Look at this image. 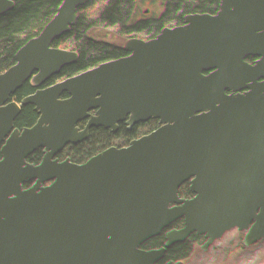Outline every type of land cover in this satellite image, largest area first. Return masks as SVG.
Wrapping results in <instances>:
<instances>
[{
  "label": "rangeland",
  "instance_id": "374dc122",
  "mask_svg": "<svg viewBox=\"0 0 264 264\" xmlns=\"http://www.w3.org/2000/svg\"><path fill=\"white\" fill-rule=\"evenodd\" d=\"M220 1L133 0L136 14L122 52L127 29L121 39L119 18L106 24L114 32L103 27V20L119 12V0H0L8 65L0 81V111L18 128L24 176L48 177L59 112L75 77L94 85L110 80L108 92L127 96L128 113L106 123L104 108L77 169L51 186L40 228L41 248L49 254L45 264H68L62 256L71 246L66 212L102 146L138 177L135 190L182 191L187 182L203 186L209 178L206 184L213 186L228 170L236 140L235 114L226 100L242 83L264 99V45L209 30L205 20ZM114 35L121 53L112 51L113 67L105 45ZM102 67H110L109 77Z\"/></svg>",
  "mask_w": 264,
  "mask_h": 264
},
{
  "label": "trees",
  "instance_id": "16d2710c",
  "mask_svg": "<svg viewBox=\"0 0 264 264\" xmlns=\"http://www.w3.org/2000/svg\"><path fill=\"white\" fill-rule=\"evenodd\" d=\"M132 1L119 0V12L103 20V27L114 32L106 24L119 18L121 39L127 29L122 52L129 45L136 14ZM205 25L215 35L220 31L249 37L263 46L264 0H222L213 6ZM3 44L0 24V81L8 72ZM120 45L115 35L105 45L113 67L112 51L121 53L115 50ZM102 70L105 77L111 75L110 67ZM102 82L94 85L83 76L71 81L58 116L56 157L47 178L24 176L18 169V128L0 111V264L48 261L49 254L40 245V228L51 186L77 169L92 123L104 108L106 123L116 113H128L127 96L118 89L108 92L114 82ZM226 101L235 114L231 127L236 143L228 170L213 186L206 184L213 180L209 178L203 186L187 182L182 191L135 190L138 177L102 146L75 205L66 212L71 246L62 251L65 262L264 264V99L242 83L231 88Z\"/></svg>",
  "mask_w": 264,
  "mask_h": 264
},
{
  "label": "bare ground",
  "instance_id": "6f19581e",
  "mask_svg": "<svg viewBox=\"0 0 264 264\" xmlns=\"http://www.w3.org/2000/svg\"><path fill=\"white\" fill-rule=\"evenodd\" d=\"M232 136V135H231ZM235 136V135H234ZM238 136V135H237ZM227 175V174H226ZM228 177V176H227ZM228 183V182H227ZM197 204V203H196ZM193 205V204H192ZM198 206V205H197ZM190 208V207H189ZM193 210V209H192ZM194 210H196V208L194 209ZM194 212V211H193Z\"/></svg>",
  "mask_w": 264,
  "mask_h": 264
},
{
  "label": "water",
  "instance_id": "95a60500",
  "mask_svg": "<svg viewBox=\"0 0 264 264\" xmlns=\"http://www.w3.org/2000/svg\"><path fill=\"white\" fill-rule=\"evenodd\" d=\"M57 189H58V188H55L54 191H56ZM54 191H53V193H55Z\"/></svg>",
  "mask_w": 264,
  "mask_h": 264
},
{
  "label": "flooded vegetation",
  "instance_id": "af4514ba",
  "mask_svg": "<svg viewBox=\"0 0 264 264\" xmlns=\"http://www.w3.org/2000/svg\"><path fill=\"white\" fill-rule=\"evenodd\" d=\"M94 154V153H93ZM42 234V233H41Z\"/></svg>",
  "mask_w": 264,
  "mask_h": 264
}]
</instances>
